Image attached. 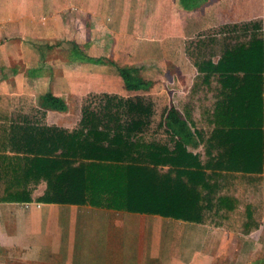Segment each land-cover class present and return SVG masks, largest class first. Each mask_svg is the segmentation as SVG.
<instances>
[{
	"label": "trees",
	"instance_id": "1",
	"mask_svg": "<svg viewBox=\"0 0 264 264\" xmlns=\"http://www.w3.org/2000/svg\"><path fill=\"white\" fill-rule=\"evenodd\" d=\"M204 1L179 0V4L191 11ZM237 28L222 25L217 33L203 36L196 46L210 48L206 56L197 53L195 59L188 54L197 70L194 88L198 82L205 87L216 84L215 101L207 112L212 114L206 118L211 133L198 130L189 112L172 105L159 123L168 141L148 140L152 102L112 94L88 95L74 129L48 126L43 122L46 112L63 110L64 103L46 94L39 118L2 125L0 203H28L35 187L45 183L37 199L40 203L195 224L211 219L217 225H237L244 234L257 231L259 200L246 203L243 196L221 193L229 179L238 182L246 195L264 182V30L259 23L247 22L240 25L243 36H238ZM95 63L113 66L128 92L148 91L152 86L136 68L104 59ZM201 145L205 163L192 152ZM225 175L228 178H222ZM249 188L254 189L248 193Z\"/></svg>",
	"mask_w": 264,
	"mask_h": 264
},
{
	"label": "crops",
	"instance_id": "2",
	"mask_svg": "<svg viewBox=\"0 0 264 264\" xmlns=\"http://www.w3.org/2000/svg\"><path fill=\"white\" fill-rule=\"evenodd\" d=\"M150 14L176 21L182 14L199 34L264 22V0H205L191 11L179 0H0V132L4 124L40 117L46 94L62 100L64 109L47 111L43 122L67 130L63 115L88 95L124 98L129 92L116 69L95 61L116 64L122 44L128 39L130 48ZM207 127L197 129L209 134ZM200 147L192 152L205 163ZM226 183L221 193L247 198L238 182ZM45 188L34 189L28 203H0V264H254L260 256L256 245L244 249L249 234L237 225L40 203Z\"/></svg>",
	"mask_w": 264,
	"mask_h": 264
},
{
	"label": "rangeland",
	"instance_id": "3",
	"mask_svg": "<svg viewBox=\"0 0 264 264\" xmlns=\"http://www.w3.org/2000/svg\"><path fill=\"white\" fill-rule=\"evenodd\" d=\"M147 1L150 4L152 3V0ZM148 7L152 8L154 6L149 5ZM152 17L154 16L150 14L145 21H142L139 31L141 36L131 38L130 48H127L126 43H128V39H126V42H124L125 47L122 44V51H119L115 56L117 66L136 68L142 78L152 82V86L148 91L129 92L124 98L138 96L152 102L154 112L152 124L145 132V137L148 140L151 139L164 143L168 141V136L164 133V128L159 126V123L165 109L172 105L180 112H189L193 122L196 124V128L202 130L204 128L208 131L206 113L213 107L216 84L212 83L211 87H205L198 82L199 86L194 88L197 70L194 66L195 60L191 59L188 54H192L196 59L197 57L195 55L197 53L198 55L201 53L204 56L211 53L209 51L210 48H199L196 44L203 40V36L217 33L222 25L215 28L202 29L197 34L198 32L196 33V31L200 29L199 26H196V31L193 32L188 19L186 16H182V14H180L177 21L171 20V15H165V19L163 20L155 19V17L152 19ZM166 17L169 19H166ZM252 22L259 23L264 30L263 21L255 20ZM243 23L247 22L228 23L225 25H236L238 28L235 34L243 36L240 29V25ZM135 32L133 30L131 33L135 34ZM198 35L201 37H198ZM216 41L220 43L222 38L218 37ZM220 48L221 45L218 44L215 51L218 52ZM217 58L218 56H214L213 60L216 61ZM82 105L83 103L80 106L78 105L77 109L70 110L63 115L69 130L76 127L80 119ZM92 106L93 108L96 107L94 104ZM29 117L31 120L35 119V117L39 118L36 115ZM12 119L14 118L12 117ZM16 119L18 120V118ZM199 152L201 154L203 153L202 147H200ZM44 186V183H40L35 189L41 190ZM2 190L3 184L0 182V192ZM247 195L246 203H251L253 199V202L259 200L261 204L259 206L260 212L256 213L259 228H257V231H253L252 234L248 235V240H245L246 238L244 239V249H255L253 246L256 245V249L260 248L259 251L262 253L260 252L259 258L253 263L264 264V182L257 190H254L253 194L249 193ZM257 195H259L258 199L256 198ZM232 263H235V261ZM232 263L227 261V264Z\"/></svg>",
	"mask_w": 264,
	"mask_h": 264
}]
</instances>
